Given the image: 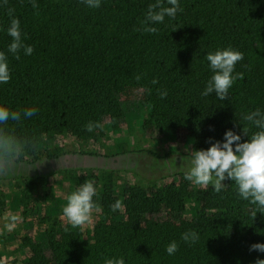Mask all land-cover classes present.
Listing matches in <instances>:
<instances>
[{"label":"trees","instance_id":"obj_1","mask_svg":"<svg viewBox=\"0 0 264 264\" xmlns=\"http://www.w3.org/2000/svg\"><path fill=\"white\" fill-rule=\"evenodd\" d=\"M154 2L102 0L90 9L83 0H0V51L11 72L0 84V105L38 109L30 119L10 122L30 142L25 156L38 159L64 134L78 144L98 143L122 124L139 128L150 146L163 138L171 153L183 151L187 136L199 150L228 129L249 137L257 131L242 117L264 109V0H180L182 11L155 25V34L137 31ZM12 18L20 21L31 55L8 53ZM227 47L243 53L235 69L243 78L229 99L202 97L212 75L205 56ZM158 90H167V97ZM89 121L98 125L93 132L85 130ZM128 152L120 147L110 156ZM88 180L97 187V217L89 226L63 222L67 196ZM224 183L215 193L178 173L151 185L125 179L117 187L113 172L94 170L57 173L42 185L24 179L8 206L16 211L20 203V218L45 228L21 235L19 255L0 264H104L119 257L126 264H259L264 252L252 246L264 244V210ZM189 230L199 233L198 242L181 240ZM173 240L178 251L169 256L165 248Z\"/></svg>","mask_w":264,"mask_h":264},{"label":"clouds","instance_id":"obj_2","mask_svg":"<svg viewBox=\"0 0 264 264\" xmlns=\"http://www.w3.org/2000/svg\"><path fill=\"white\" fill-rule=\"evenodd\" d=\"M83 2L90 9H98L101 7L102 0H83ZM180 11H182L180 0H155L154 3L148 5L144 19L137 31L155 34L158 31L155 25L163 24L166 17L175 19ZM6 32L11 37L8 53L17 59H19L21 51L24 55L33 53V47L23 42L18 19H11ZM205 59L212 75L206 81L200 95L202 97L214 95L218 101L229 99V90L238 79L243 78V73L235 71L237 64L244 59L243 53L227 47L208 52ZM140 78V76L136 77L137 80ZM10 79L11 72L7 55L0 51V84L7 83ZM153 83L156 82L153 81ZM158 91L161 99L167 97V90ZM37 112L38 109L34 106L17 111L0 105V166H3V171L0 174L13 172L18 174L21 169L27 174L28 169L35 167L37 162H43V160H37L32 164H24V157L30 150V142L16 135L10 125V122L18 123L30 119ZM242 119L257 129L250 137L242 132V135L247 137L246 140L242 141L241 134L228 129L224 132L221 140L213 142L210 137L208 148L189 151L190 155L180 159L179 166H177L176 160H168L166 163L172 170L182 165L186 180L200 187L211 186L215 193L224 191L228 186L224 182L229 181L235 185L236 193L240 199L248 201L257 210H264V109L257 107L254 111L244 114ZM96 127H98L97 124L89 121L85 125V130L93 132ZM96 194L97 187L93 180L79 185L67 196V203L62 209V215L74 226L87 223L97 207L93 199ZM114 207H119V203L117 202ZM199 239V233L194 230L181 234V240L185 243L194 244ZM252 250L264 252V244L253 245ZM177 251L178 243L175 240L165 248V252L169 256L174 255ZM104 264H126V262L123 257L106 258ZM259 264H264V261H260Z\"/></svg>","mask_w":264,"mask_h":264},{"label":"rangeland","instance_id":"obj_3","mask_svg":"<svg viewBox=\"0 0 264 264\" xmlns=\"http://www.w3.org/2000/svg\"><path fill=\"white\" fill-rule=\"evenodd\" d=\"M149 139L136 126L126 124L106 132L105 138L98 143L84 142L78 144L67 134H64L59 139L58 146H52L47 151L43 150L38 159L33 160L28 156L24 157V164L43 160V162H37L35 167L28 169L27 174L23 169L18 174L16 172L0 174V259L5 261L17 257L20 252V236H35L45 228L32 217H26V220L21 219L20 203L16 211L10 210L8 206V203L16 195H20V187L24 179L42 185L57 173L67 171L76 173L89 170L106 171L115 174L117 187H119L125 179L130 181L131 185H151L154 182H161L170 175L184 173L182 165L172 170L166 161L176 160L177 166H179L180 159L190 155L189 151H193V139L191 137L187 136L183 139L186 147H183L182 152L176 153L168 152L170 151L169 142H167V146L163 145L165 144L163 138L158 142L155 141L151 146ZM175 142L171 139L174 148H176ZM156 145L159 146V149L154 148ZM120 147L124 150L128 149L129 152L119 156H110L111 153L116 154ZM86 153L99 156H88ZM2 171L3 166H0V172ZM173 184L172 182L169 185ZM193 186L195 188L200 187L194 183ZM40 191L43 192L42 187ZM42 195L43 193L40 194V196ZM96 217V213L93 212L92 218L85 224L89 226ZM60 219L63 222H68L63 215Z\"/></svg>","mask_w":264,"mask_h":264}]
</instances>
